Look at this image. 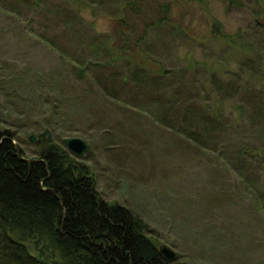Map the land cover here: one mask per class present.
<instances>
[{
	"label": "rangeland",
	"instance_id": "1",
	"mask_svg": "<svg viewBox=\"0 0 264 264\" xmlns=\"http://www.w3.org/2000/svg\"><path fill=\"white\" fill-rule=\"evenodd\" d=\"M31 1L35 6L0 0V131L10 132L28 159L52 143L64 149L107 203L147 223L157 247L177 254L175 263L264 264V32L255 25L257 0H245L244 8L187 4L182 15L173 4L195 38L152 31L153 67L168 72L152 81L156 96L110 79L134 72L128 61L92 66L85 81L75 82L78 63L103 65L111 56L112 17L128 0ZM215 23L231 45L212 37ZM107 83L120 88L126 104L104 93ZM181 86L184 96L172 100ZM134 88L138 97L129 93ZM49 98L60 108V127L48 130L51 142H32L45 131L23 125L51 111L42 104ZM205 99L224 111L216 129L197 108L184 120L181 105ZM70 138L87 142L89 151L74 156L64 144Z\"/></svg>",
	"mask_w": 264,
	"mask_h": 264
},
{
	"label": "trees",
	"instance_id": "2",
	"mask_svg": "<svg viewBox=\"0 0 264 264\" xmlns=\"http://www.w3.org/2000/svg\"><path fill=\"white\" fill-rule=\"evenodd\" d=\"M210 1L222 2L231 8L248 5L245 0H187L185 4L183 0H128L122 4L120 13L112 17L114 27L108 47L111 56L103 65L93 61L78 63L74 69L75 82L85 81L87 68L92 66L109 68L119 61H128L135 66V71L126 76L112 74L110 79L114 83L118 78L127 84L132 82L139 90L146 87L145 92L156 96L158 92L152 81L164 78L168 72L153 67L147 46L150 34L163 29L164 35L172 31L184 39L195 38L187 23L176 19L173 4H177L182 15L187 4L208 5ZM254 4L258 9V13H254L257 15L255 25L264 32V0ZM218 24H213L212 37L231 45V36ZM182 71H179L181 76ZM147 75H150L148 81ZM193 87L195 92L196 86ZM103 89L115 100L127 103L125 97L118 94L117 86L107 83ZM184 90L183 86L177 87L172 100L184 96ZM86 92L93 94L94 88L87 87ZM129 93L139 96L136 88ZM91 98L94 97L87 100ZM190 100V97L181 98V104ZM219 100L223 101L222 97ZM205 102L181 105L184 120L186 122V115L199 111L206 117L203 119L206 125L216 129L224 111H215L220 106H212L210 99ZM42 104L51 111L46 109L38 121L29 119L23 126L56 133L60 127L57 101L49 98ZM197 133L191 134L196 141L200 139ZM15 139L10 132L0 131V264H185L166 262L149 236L147 223L128 208L107 203L87 171L70 164L64 149L52 143L43 148L39 159L27 162Z\"/></svg>",
	"mask_w": 264,
	"mask_h": 264
},
{
	"label": "water",
	"instance_id": "3",
	"mask_svg": "<svg viewBox=\"0 0 264 264\" xmlns=\"http://www.w3.org/2000/svg\"><path fill=\"white\" fill-rule=\"evenodd\" d=\"M29 4H34L31 0H22ZM30 140L32 142H38L39 144L43 141L45 142H51L50 138V132L45 131L42 135H40L38 138L35 136H31ZM64 144L66 145L67 149L76 157H82L87 151H89L90 147L84 140L80 138H70L66 139L64 141ZM27 162H33L34 160L30 159H23ZM158 252L161 255V257L168 263H174L177 260V254L174 253L169 247L163 245L158 248ZM38 261L40 263H43V260L38 258Z\"/></svg>",
	"mask_w": 264,
	"mask_h": 264
}]
</instances>
